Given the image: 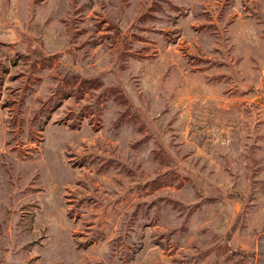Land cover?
<instances>
[{"label":"rangeland","instance_id":"obj_1","mask_svg":"<svg viewBox=\"0 0 264 264\" xmlns=\"http://www.w3.org/2000/svg\"><path fill=\"white\" fill-rule=\"evenodd\" d=\"M0 264H264V0H0Z\"/></svg>","mask_w":264,"mask_h":264}]
</instances>
